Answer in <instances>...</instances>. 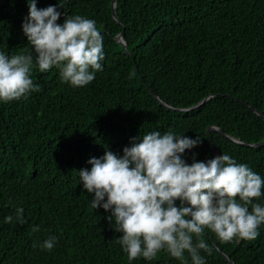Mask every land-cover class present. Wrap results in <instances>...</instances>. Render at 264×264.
Here are the masks:
<instances>
[{
    "label": "trees",
    "instance_id": "1",
    "mask_svg": "<svg viewBox=\"0 0 264 264\" xmlns=\"http://www.w3.org/2000/svg\"><path fill=\"white\" fill-rule=\"evenodd\" d=\"M112 2L37 0L38 8L58 6V23L77 14L95 20L105 60L83 87L63 82L56 67L40 72L34 61L39 90L0 102V264H183L164 250L151 261H129L110 212L92 209L94 194L79 182L90 158L106 150L122 156L133 137L150 131L199 137L182 154L189 164L216 157L211 137L219 155L264 178V145H250L264 140V118L252 108L264 113V0H116L118 21ZM28 12L27 0H0V51L35 59L22 30ZM122 31L126 45L118 41ZM210 126L243 143L207 133ZM253 201L264 204V196ZM259 232L252 241L225 242L205 228L211 254H200L206 264H231L226 255L235 264H264V223ZM51 235L55 247L42 250ZM185 258L192 264L187 251Z\"/></svg>",
    "mask_w": 264,
    "mask_h": 264
},
{
    "label": "clouds",
    "instance_id": "2",
    "mask_svg": "<svg viewBox=\"0 0 264 264\" xmlns=\"http://www.w3.org/2000/svg\"><path fill=\"white\" fill-rule=\"evenodd\" d=\"M27 3L22 30L37 55L34 59L32 54L0 51V102L27 99L39 90L31 78L34 61L42 73L58 68L62 81L73 87L90 84L103 71L104 37L95 20L77 14L58 23L62 13L57 5L38 8L37 0ZM200 143L199 137L150 131L133 137L122 156L106 150L102 157L89 159L90 170L78 171L82 190L94 194L91 208L109 211L107 219L123 233L117 242L129 261H151L164 250L183 264L185 251L192 264H206L200 254L201 249L211 254L202 238L205 228L225 242L252 241L260 235L264 204L253 198L264 196V178L224 152L187 163L182 154ZM15 218L24 223L23 207L15 209ZM12 221V215L5 217L6 223ZM57 240L51 235L39 247L51 251ZM37 246L34 242L33 248Z\"/></svg>",
    "mask_w": 264,
    "mask_h": 264
},
{
    "label": "water",
    "instance_id": "3",
    "mask_svg": "<svg viewBox=\"0 0 264 264\" xmlns=\"http://www.w3.org/2000/svg\"><path fill=\"white\" fill-rule=\"evenodd\" d=\"M112 8H113V16H114V19H116V20L118 21V15H117V9H116V0H113V2H112ZM118 41L121 42V43H123L124 45H126V41H125V33H124V31H122L121 33H119V35H118ZM150 91H151V93H152L155 97H157L159 100H161V99L158 97V95L156 94V92H155L153 89H151ZM206 100H207V99H204V100H202L201 102H199L198 104H196V105H194L193 107L188 108V109H192V108H194V107H198V106L202 105ZM161 102H163V101L161 100ZM163 103H164V102H163ZM252 108L254 109L255 112H257L260 116H262V117L264 118V113H263L262 111L256 109L255 107H252ZM210 131H218V132H220L221 134H223L224 136H226V137H228V138H230V139H232V140H235V141H237V142L243 143V142L240 141L239 139H236V138L232 137L231 135L225 133V132H224L221 128H219L218 126H210V127L208 128V130H207V133H210ZM210 140H211V146H212V149H213V152H214L215 156H219V151H218V149H217V146L215 145V143L213 142V140H212L211 137H210ZM250 145H251V146H255V147H257V146H263V145H264V140H262L261 142H258V143L250 144ZM215 243H216V242H215ZM219 249H220L221 252H223V250H222L221 248H219ZM223 253H224V252H223ZM224 254H225V253H224ZM226 258L229 260V262H230L231 264H235V263L229 258V256L226 255Z\"/></svg>",
    "mask_w": 264,
    "mask_h": 264
}]
</instances>
